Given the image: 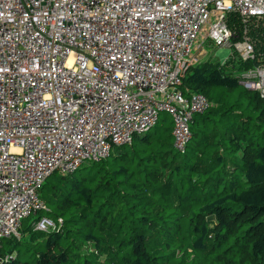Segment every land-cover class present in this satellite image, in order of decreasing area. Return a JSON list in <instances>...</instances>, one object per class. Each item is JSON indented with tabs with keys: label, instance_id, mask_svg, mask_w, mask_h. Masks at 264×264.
I'll return each instance as SVG.
<instances>
[{
	"label": "built area",
	"instance_id": "2783aa9c",
	"mask_svg": "<svg viewBox=\"0 0 264 264\" xmlns=\"http://www.w3.org/2000/svg\"><path fill=\"white\" fill-rule=\"evenodd\" d=\"M230 13L242 32L228 25ZM259 21L264 0H0V246L30 216L37 232L61 223L41 213L52 173L105 160L161 113L173 149L184 151L193 117L212 105L178 89L200 63L201 39L231 50L224 65L257 61L230 69L239 88L264 99V58L247 32Z\"/></svg>",
	"mask_w": 264,
	"mask_h": 264
},
{
	"label": "trees",
	"instance_id": "16d2710c",
	"mask_svg": "<svg viewBox=\"0 0 264 264\" xmlns=\"http://www.w3.org/2000/svg\"><path fill=\"white\" fill-rule=\"evenodd\" d=\"M227 23L242 32L236 14ZM247 28L264 58L263 23ZM234 61L202 62L181 78L183 95L212 104L193 117L182 153L171 124L150 134L157 123L78 175L52 173L39 196L61 223L38 245L21 224L19 238L6 240L21 249L0 264H264V99L239 88L230 69L257 61Z\"/></svg>",
	"mask_w": 264,
	"mask_h": 264
},
{
	"label": "rangeland",
	"instance_id": "374dc122",
	"mask_svg": "<svg viewBox=\"0 0 264 264\" xmlns=\"http://www.w3.org/2000/svg\"><path fill=\"white\" fill-rule=\"evenodd\" d=\"M198 50L201 53V61L202 62H210V63H218L219 65L223 66L224 63H226V61L229 59L230 55H231V50L227 49V48H220V47H216L214 46L210 41L206 40V39H201L199 41L198 44ZM179 89V87H178ZM171 124V118L165 114V113H161L159 115V121L157 126L152 130V132L150 134H152L153 136H157L159 135L166 127H168ZM140 139H143V137H141ZM137 146V145H136ZM125 148H114L112 155L117 154V152L124 150ZM128 150H131V148H128ZM86 172V170H82L79 173L80 174H84ZM75 175H78V172L75 173ZM58 177V174L55 173L53 174V176L50 177V180L54 181L55 178ZM43 216H46V213L41 212ZM40 214V213H39ZM40 216V215H39ZM38 218V215H34V216H30L27 219L23 220L22 222V231L27 230L28 226H31L32 223H34ZM29 230V231H28ZM27 231L24 232V234L29 235L27 236V240L31 241V243H33L32 241H34V243H39L40 240H43L46 238V234L42 233V232H37L35 231L32 227L28 229ZM31 236V238H30ZM26 238V237H25ZM22 240V239H20ZM3 244H4V250L6 251V254H13L16 255V251L18 249L21 248H14L11 245H8L6 240H3ZM31 244V245H35V244ZM38 245V244H37ZM23 247L25 245H22ZM89 248L91 249V246H89Z\"/></svg>",
	"mask_w": 264,
	"mask_h": 264
},
{
	"label": "crops",
	"instance_id": "0c3cea01",
	"mask_svg": "<svg viewBox=\"0 0 264 264\" xmlns=\"http://www.w3.org/2000/svg\"><path fill=\"white\" fill-rule=\"evenodd\" d=\"M197 51H198V54H199V56H200V59H201V56H202V55H201V53L199 52V50H198V49H197ZM200 61H201V60H200ZM48 219H49V218H48Z\"/></svg>",
	"mask_w": 264,
	"mask_h": 264
}]
</instances>
